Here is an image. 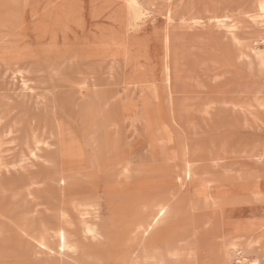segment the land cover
Returning <instances> with one entry per match:
<instances>
[{
	"label": "rangeland",
	"instance_id": "obj_1",
	"mask_svg": "<svg viewBox=\"0 0 264 264\" xmlns=\"http://www.w3.org/2000/svg\"><path fill=\"white\" fill-rule=\"evenodd\" d=\"M260 1L0 0V264H264Z\"/></svg>",
	"mask_w": 264,
	"mask_h": 264
},
{
	"label": "bare ground",
	"instance_id": "obj_2",
	"mask_svg": "<svg viewBox=\"0 0 264 264\" xmlns=\"http://www.w3.org/2000/svg\"><path fill=\"white\" fill-rule=\"evenodd\" d=\"M257 10L259 11L260 13V16L264 17V1H260L258 2L257 4ZM263 21V20H262ZM172 197V196H171ZM173 198V197H172ZM170 205V201L169 200H164L160 203L157 204L156 208H155V215L152 217L151 221L155 219V217H157L158 215H161V213L166 209L168 208ZM210 223V222H209ZM147 227H150V224L147 225ZM142 228V227H141ZM143 230V228H142ZM145 232V231H144ZM58 235L60 236H63V232L62 231H59L58 232ZM56 236V235H55ZM41 238V237H40ZM183 240V239H182ZM183 242H186L185 240H183ZM189 243V242H188ZM181 244V243H180ZM235 246V244H234ZM238 246V245H237ZM180 247V246H178ZM182 247V246H181ZM216 253L221 257L223 258V260H228L230 261V259L232 258V255H235L238 259V261L241 263V264H244L243 263V256L238 253L236 250H234L231 246H227V245H220L217 249H216ZM143 259V258H142ZM155 263V262H154ZM248 263V262H247Z\"/></svg>",
	"mask_w": 264,
	"mask_h": 264
}]
</instances>
